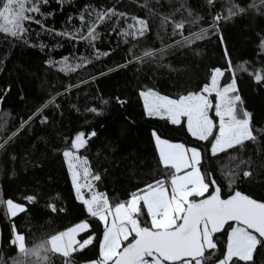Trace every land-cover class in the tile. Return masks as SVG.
<instances>
[{
	"label": "trees",
	"instance_id": "1",
	"mask_svg": "<svg viewBox=\"0 0 264 264\" xmlns=\"http://www.w3.org/2000/svg\"><path fill=\"white\" fill-rule=\"evenodd\" d=\"M144 2L71 0L64 3L61 9L57 0H48L47 5L41 6L42 12L52 13L44 23L56 32L70 30L72 25L79 27L76 17L85 5L96 8L115 5L118 11L126 12L129 17L148 19L151 31L135 40L128 37L127 43H118L121 40L118 35L108 36L112 21L100 24L97 28L100 38L95 42V50L101 53L99 58L84 42L75 43L66 37L46 33L35 24L26 25L30 30L27 45L13 41L10 46L5 35L0 34V60L3 61L0 66V95L4 97L0 104V139L19 128L20 120H27L49 97H55L59 105V108L50 106L45 109L49 120L47 124L33 121L30 128L25 126L9 141L7 153L0 152V164L6 161L8 154L17 157L14 176L10 175L7 167L0 173V197L11 198L26 207L25 212L9 218L6 207L0 206L1 253L5 259L17 254L15 247L10 245V240L14 238L13 225L17 233L24 235L25 244L30 247L86 217L83 206L76 199L71 175L62 155L76 134L96 131V136L89 139L87 146L77 154L86 161L89 178L96 191L106 194L112 203L127 200L131 191L143 187L159 175L153 131L171 143H184L186 146L197 143L187 133L186 126L172 125L164 118L148 117L139 93L151 89L161 96L176 99L189 92H200L205 84L210 83L214 68H227L223 54L225 45H221L215 36H208L185 47H170L163 59L145 58L142 64L117 68L128 57L129 48L141 55L146 49H159L181 39L180 36H171V24L166 29L160 28L161 14L175 12L172 19L183 17L187 21V12L176 11L180 5H187L193 13L200 15L207 11L205 0H159V4L156 0H147L148 8L140 7ZM229 2L217 0V10L226 12ZM242 2L247 3L248 0ZM148 9L155 14L150 15ZM69 16L73 18L71 22ZM127 23H132V20ZM119 27H126L123 20ZM201 27H206L204 21L196 25L186 23L183 34L187 37L190 29L198 32ZM221 32L233 65L232 72L224 71L221 86L230 82L234 72L244 108L253 114L254 121L264 124V87L257 85L248 72L238 67L245 61L248 62V71L264 66L259 60L260 37L257 35L264 33V16L252 13L237 16L224 22ZM109 51L110 55H103ZM64 57H68V64L80 66L60 71V62ZM79 57H88L90 62L81 64ZM52 62H55L54 66H50ZM101 72L104 74L100 75ZM77 84L79 86L73 87L68 94L58 95L64 92L67 85ZM117 97L125 103H117ZM91 108L102 114L96 115L89 111ZM200 146L203 147V143ZM236 154L245 160L252 159L253 175L247 179L237 178L230 190L227 180L217 172V183L224 186L222 195L227 197L238 190L264 202V141L259 145L249 144L242 153ZM37 162L39 166H33ZM225 163L226 157L220 161L221 165ZM95 174L100 175V180L93 179ZM28 195H34L36 201L29 203L25 199ZM48 204L64 211L51 213ZM91 230L96 239L76 254L75 264H85L98 255L97 241L102 239V226H97L92 220ZM85 235L83 233L79 238ZM223 247L222 242L219 250ZM258 256L257 252L254 259ZM49 264H61V259L50 256Z\"/></svg>",
	"mask_w": 264,
	"mask_h": 264
},
{
	"label": "snow or ice",
	"instance_id": "2",
	"mask_svg": "<svg viewBox=\"0 0 264 264\" xmlns=\"http://www.w3.org/2000/svg\"><path fill=\"white\" fill-rule=\"evenodd\" d=\"M66 2L70 3L71 0H57L61 9ZM156 3L159 4V0ZM47 4L48 0H2L0 34L5 35L10 46L13 41L29 44L27 37L30 30L26 25L35 24L46 33L66 37L75 43L84 42L99 58L101 53L95 50V42L100 38L97 31L100 24L112 21L108 36L118 35L121 38L118 43H127L128 37L133 40L144 37L151 31L148 19L129 17L126 12L118 11L115 5L107 8L85 5L76 17L79 27L72 25L70 30L56 32L44 23L52 15L51 12L41 11V6ZM205 5L207 11L204 15L193 13L187 5H180L176 11L187 12V21L183 17L180 20L172 19L175 12L161 14L160 28L166 29L171 24V36H180L181 39L174 41L173 45L146 49L141 55L133 53L129 48L128 57L117 65V68H124L134 63L142 64L145 58L163 59L170 47H185L208 36H215L221 45H225L223 54L227 68H214L210 83L205 84L200 92H189L176 99L161 96L151 89L139 93L148 117L159 116L172 125L186 126L187 133L197 143L192 146L170 143L153 131L159 175L143 187L131 191L127 200L112 203L106 194L94 191L91 185H88L91 195L87 198L84 196L77 180L78 171L74 169L78 168V162L83 159L77 153L87 146L89 139L96 136V131L76 134L62 155L72 175L76 199L83 206L86 217L30 247L26 246L24 235L17 233L13 225L15 235L10 245L15 247L17 254L5 259L0 253V264H49L50 256H59L61 264H75L76 254L92 245L96 239L91 230L92 220L96 221L97 226H102V239L97 241V257L85 264H264V202L238 190L224 197V186L217 183L216 179L219 172L231 190L237 178L251 177L252 159L245 160L236 153H242L249 144L259 145L264 141V124L254 121L253 114L244 108L234 72L229 83L223 87L220 85L224 71L233 70L230 52L221 32L223 23L249 13L264 16V0H248L247 3L230 0L226 12L217 10V0H205ZM139 6L148 8L147 0ZM148 12L150 15L155 14L152 9H148ZM72 19L69 16V22ZM129 19L132 23H127ZM121 20L126 27H119ZM200 21H204L206 27H201L198 32L190 29L189 36L185 37V24L196 25ZM257 35L260 37L259 60L264 65V33ZM103 55H110V51ZM78 59L81 64L90 62L88 57ZM67 61L68 57H64L60 62V71L74 70L80 66L68 64ZM54 63H50V66H54ZM2 64L0 60V66ZM247 64L245 61L238 67L248 72L257 85L264 87V66L248 71ZM78 86L67 85L64 92L58 95H66ZM213 94L215 104L209 99ZM3 99V95H0V104ZM116 101L121 105L125 103L119 97ZM50 106L59 108L55 97H49L41 103L27 120H20L19 128L0 139V152L7 153L9 141L25 126L30 128L33 121L47 124L49 120L45 109ZM89 111L96 115L102 114L96 108ZM213 111L214 118L210 115ZM200 143L204 146L201 147ZM224 157L226 163L221 165L220 161ZM16 159L15 154H8L6 161L0 164V173L7 167L10 175L14 176ZM33 166H39V162ZM93 179L100 180V175L95 174ZM25 199L29 203L36 201L34 195H28ZM0 206H5L10 216L26 211L24 205L11 198L0 197ZM47 207L51 213L64 211L63 208L57 209L54 204H48ZM81 233L86 235L78 240L77 236ZM219 233L226 235V243L217 256L216 237ZM257 252L258 259H254Z\"/></svg>",
	"mask_w": 264,
	"mask_h": 264
},
{
	"label": "rangeland",
	"instance_id": "3",
	"mask_svg": "<svg viewBox=\"0 0 264 264\" xmlns=\"http://www.w3.org/2000/svg\"><path fill=\"white\" fill-rule=\"evenodd\" d=\"M221 78H222V77H221ZM221 78H220V82H221ZM220 85H221V83H220ZM142 99H143V98H142ZM209 99H211L212 102H213V104H215V102H216V98H215V95H214V94H213L212 96H210ZM143 102H144V100H143ZM210 115L214 117V111L211 112ZM160 118H161V117H160ZM170 143H171V142H170ZM77 155H78V154H77ZM67 166H68V164H67ZM86 168H87V166H86L85 162H84L83 160H81V161L78 162V168H77V169H74V170L78 171L77 180H78V183L81 185L82 192H83L84 196L87 198V197H89V196L91 195V192H90V190H89L88 185H91V187H92V189H93L94 191H96V189L94 188L93 183H92V181H91L90 178H89V171H88V174L85 175V169H86ZM68 169H69V168H68ZM87 169H88V168H87ZM69 172H70V171H69ZM70 175H71V173H70ZM71 179H72V175H71ZM96 192H97V191H96ZM81 234H83V233H81ZM81 234H80V235H81ZM80 235L77 236V239H78V240L80 239V238H79ZM217 240H218V250H217V253H218V252L220 251V250H219L220 243H222V242H223V244L226 243V235L224 234L223 236H218Z\"/></svg>",
	"mask_w": 264,
	"mask_h": 264
},
{
	"label": "water",
	"instance_id": "4",
	"mask_svg": "<svg viewBox=\"0 0 264 264\" xmlns=\"http://www.w3.org/2000/svg\"><path fill=\"white\" fill-rule=\"evenodd\" d=\"M243 194H245V193H243ZM247 195V194H246ZM249 196V195H248ZM252 198V197H251ZM254 199V198H253ZM258 201H260V200H258ZM222 234H224V233H219V234H217V237L218 236H220V235H222ZM2 233H1V229H0V253L2 252Z\"/></svg>",
	"mask_w": 264,
	"mask_h": 264
},
{
	"label": "crops",
	"instance_id": "5",
	"mask_svg": "<svg viewBox=\"0 0 264 264\" xmlns=\"http://www.w3.org/2000/svg\"><path fill=\"white\" fill-rule=\"evenodd\" d=\"M155 117H159V116H155ZM160 118V117H159ZM6 213H7V209H6ZM21 213V212H20ZM19 213H17V215H18ZM7 216L9 217V218H12V217H14V216H10V215H8L7 214ZM15 234L13 233V236H14Z\"/></svg>",
	"mask_w": 264,
	"mask_h": 264
}]
</instances>
